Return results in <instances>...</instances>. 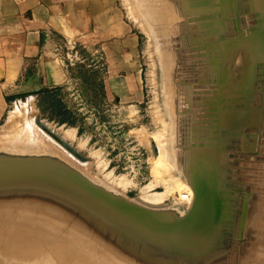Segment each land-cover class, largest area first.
Segmentation results:
<instances>
[{"label": "rangeland", "instance_id": "obj_1", "mask_svg": "<svg viewBox=\"0 0 264 264\" xmlns=\"http://www.w3.org/2000/svg\"><path fill=\"white\" fill-rule=\"evenodd\" d=\"M252 1L242 0L239 4L231 0L233 15L228 10L229 1L223 3L217 18L237 34L239 44L244 49L250 46L253 70L263 63L255 51L259 37H252L250 33L253 32L247 34L240 25L244 15L257 14L261 21L259 23L264 27V11L248 14L264 9V3ZM176 3L174 6L169 0H115L118 22L128 29L130 38L118 44V53L112 51L108 55L107 50L99 44L88 47L69 36L67 39L77 42L83 63L68 69L69 82L53 92L54 96L47 98V91L36 93L32 89L31 94L6 97L4 93L11 88L2 91L5 110L0 119V221H5L9 226L28 222L38 224L43 227V233L55 237L50 242L66 245L65 250L58 249L54 264H130L124 256L111 250L106 239L101 240L97 236L100 226L130 233L140 232L138 234L144 237L157 236L154 231L159 230L160 233L163 229L172 234L178 226L182 227V231L193 226L194 218L202 220L203 203L210 205L209 210L213 212L214 205L219 202L221 191L218 186H213L216 191L211 192L213 197L211 194L205 197L199 195L197 185L208 187L205 183L207 179L193 175L188 158L187 163L175 161L178 156L174 153L180 150L213 145L210 138L218 135L216 129L222 126H217L210 115L203 114L204 109L210 111L213 106L205 105L204 109L193 113L196 105H192L190 89L176 81L174 65L178 64L177 47L171 44L175 37L170 34L169 38V33L177 29V24H186L187 28L189 25L184 7L186 2ZM173 8L177 9L176 12ZM178 13L183 18L179 19L181 16ZM260 33L264 35V30ZM171 45L175 51H172ZM172 52H176L174 60ZM261 71V84H257L258 80L253 84L256 86L254 89L245 90V97L251 95L254 98L256 95L259 107L256 117L259 121L264 99V69ZM206 99L212 100L211 97ZM244 104L251 110V100H244ZM236 115L242 116L241 111ZM40 124L57 134L80 158L55 142ZM255 125L260 129L258 124ZM236 126L238 124L235 125V129H238ZM235 150L238 148L223 151V160H220V165L224 163L223 169L228 170L229 155ZM202 163L204 165L201 164V167H205V158ZM21 173L31 176L21 175L10 180L12 175ZM51 174L54 175L52 179L48 177V181L61 187H65V179L68 178L111 200L116 198L110 204L105 202L103 207L117 223L91 202L80 200L68 190L44 182L45 177ZM24 177L27 178L21 180ZM161 181H169L173 189L165 191L168 183ZM259 182H251L258 186H250V189L264 193L261 185L264 179ZM75 186L84 191L82 196L89 201L91 198H101L81 186ZM44 187L53 191L42 189ZM63 194L78 200L90 211ZM195 206L191 222L184 224ZM137 209L138 214L143 215L144 223L140 226L132 223L133 220L126 215H135ZM255 212L251 215L257 214ZM251 215L250 219L253 220L261 214ZM132 225L135 228L125 227ZM248 226L255 230H250ZM254 226L245 223L239 234L230 232L227 235L221 249L226 259L223 264H254L250 261L253 244L262 240L260 229ZM173 234L171 239L175 240ZM177 236L185 237L180 233ZM21 240V243H27ZM198 243L197 239L192 238L180 245L187 246L186 250L190 246L192 250ZM40 248L45 254L43 258L51 259L49 249ZM3 258L0 254V261Z\"/></svg>", "mask_w": 264, "mask_h": 264}, {"label": "bare ground", "instance_id": "obj_2", "mask_svg": "<svg viewBox=\"0 0 264 264\" xmlns=\"http://www.w3.org/2000/svg\"><path fill=\"white\" fill-rule=\"evenodd\" d=\"M214 1L215 3L210 0H180V3L186 2L184 7L187 9L185 13H187L186 16L188 17L187 20L189 25L187 28L186 24L184 26L177 24L179 27L181 26V28L176 25L177 29L169 33V38L170 34L175 37V40H173L171 44H175L177 47L176 52L178 57L176 59H178V61H176L178 64L176 66L174 65V71L177 73V76L176 73L174 75L176 81L180 84H185L186 87L190 89L192 105H196V109L193 113L198 112L201 108L204 109L205 105L213 106L214 108L212 107L213 109L210 111L204 109L203 114L210 115L213 117L212 121L216 122L217 126H222L216 129L218 133H215L218 135L210 138L214 146L209 145L206 148L203 147L198 149H192L190 147L174 154L176 157L178 156V159L175 160L178 163L181 162L182 164L183 161L187 163L186 158L189 159V165L191 166L190 171L194 176L198 174L199 179L203 176L205 180L207 179L205 183L208 184V187H206L207 185L199 184L201 188L197 185V187H199L197 189L200 196L205 197L210 195L212 191L216 193L213 186L214 188L218 186L221 195L217 204H220V201H222L221 198L225 200L228 198L234 201L235 204H231V206L223 205L232 209V211L234 210L233 214H228L230 217H234V221L227 222L233 226H228V228L225 229L213 227L212 222L218 219L219 213L215 212V210L211 212L209 210L211 208L210 205H205L206 203H203L202 213L204 216L200 223L187 228L183 226L185 228L184 231L181 230L182 227L178 226L177 229L175 228L173 231L176 236V238L174 236L175 240L171 239L173 232L170 234L164 229L161 230L160 233L159 230L154 231L157 233V236L144 237L138 234L140 232L130 233L127 230L124 232L122 229L117 230L114 227H112L111 230L110 226H100L97 236L101 240L106 239L111 250L118 255L124 256L130 264H223L226 260L221 250L223 249L224 240L230 232L239 234L245 226V223H251L252 226L254 224L255 228H259L262 234L260 238L264 240V193L256 192L254 188L250 189V186H258V184H252L251 182L260 183L259 181L264 179V99L262 107L260 103V107L263 111L259 121V118L257 120L256 117L257 110L259 109V107L257 108L258 100L256 95L254 98L250 97L251 95L245 97L246 89H254L256 86H253V84L258 80L257 84H261L260 75L262 72L261 70L264 69V35L260 32L264 30V27L262 23L252 24V22L260 21V19L257 17L252 18L251 13L264 11V9L249 12L248 14L251 15H244L243 18L240 19L241 24L239 23L242 26V30L246 33L253 32L250 33L252 37H259L255 51L260 55L263 63L257 65V69L253 68L252 70V60L254 61V59H252L251 56L252 50L250 46L248 45L249 48L244 49V47L239 44L237 34L235 35V33L231 32L228 27L223 24V21L217 18L221 5L228 1L232 4L231 8H229L230 6H228V8L233 15L235 13L233 3L231 0ZM255 1L256 0L252 1V3ZM257 2L264 3V0H258ZM175 10L177 9H174V11ZM212 13L216 14V16H214L215 18L212 17L210 21L198 19ZM175 15L177 17V14ZM179 15L181 16V14ZM181 18L183 17L181 16L179 19ZM191 20L195 21L190 22ZM176 21H178V19ZM180 21L181 20H179V22ZM213 21L219 26L206 25L208 22L214 23ZM202 25H205L206 28H196ZM214 28H217L218 33L213 31ZM218 29L221 31L220 33ZM204 30L210 31L208 35L200 36L197 34L198 32L202 33ZM169 38L167 40L171 41L172 37L171 39ZM204 40L206 42H204ZM172 45L171 49L175 51ZM196 46L208 47L207 52H200L199 55L195 52L192 54L191 52H186V50ZM215 51L217 53L214 54ZM176 52H172L173 60L175 59L174 54L176 55ZM185 54H188V56L191 55V58H182ZM187 67H190V69L188 70ZM205 97H211L212 100H207ZM246 99L247 101L251 100V110L245 106V104L243 105V101L245 100L246 102ZM203 100H205V102ZM240 111L242 116H237L236 114ZM237 124L238 126L236 127L238 129H235V125ZM255 124H258L260 129H257ZM245 131H247V133ZM250 131L251 133H248ZM252 134H255V136H252ZM247 136L252 139H248ZM231 148H238V150L230 153L228 170L225 168L223 169L224 163L220 165L222 162L220 160H223V151H227ZM204 158L206 160V166L201 167ZM249 178H260V180L254 181ZM161 182L163 183V181ZM166 182L168 184L165 185V191L169 188L173 189V184L169 181ZM166 182L164 183L166 184ZM261 185L264 187V182H261ZM203 187H205L206 190ZM189 192L190 191H188V193ZM231 193L235 196H232ZM210 196L213 197L212 194ZM215 208L216 204L213 209ZM138 211L137 209L135 212L136 214L133 216L129 214L126 215L128 218L130 217L129 219L133 220L132 223L141 225L144 223L142 221L143 215L142 213L139 215ZM254 211H256L255 213L257 214L260 212L261 215L258 219L257 214L251 215ZM222 214L224 213L222 212ZM250 215L253 217L257 216L255 218L256 220L254 218L251 220L252 218ZM187 218L185 220H187ZM193 221L194 224H196L199 220L194 218ZM125 227L128 229L135 228L133 225ZM250 228L253 229L252 227ZM41 229H43L42 226L30 222L24 225L9 226L5 221H0V254L4 257L3 260L0 261V264H54V257L58 249L60 248L63 251L66 249V245L53 244L50 241L55 240V237L51 234L43 233ZM223 232H225L226 237L221 236ZM179 233L184 234L185 237H178L177 234ZM229 236L231 237V235ZM155 237H159V239ZM15 238L18 240L16 241ZM192 238L197 239L200 243L193 249L191 248L192 250L189 249L190 246L188 247L189 250H186L187 246L183 245L182 247V245H180L183 241L191 240ZM19 239L27 243L23 244ZM262 240L256 241V243L254 242L253 244L250 261L254 264H264V241ZM41 241L46 242L40 243ZM224 246L226 245L224 244ZM40 247L49 249L48 252L50 253L48 254L51 255V259L47 260L43 258L42 255L45 254L42 253L43 250ZM18 256L19 260L17 259L18 261H16Z\"/></svg>", "mask_w": 264, "mask_h": 264}, {"label": "crops", "instance_id": "obj_3", "mask_svg": "<svg viewBox=\"0 0 264 264\" xmlns=\"http://www.w3.org/2000/svg\"><path fill=\"white\" fill-rule=\"evenodd\" d=\"M114 2L0 0V119L5 110L3 89L11 88L6 97L31 94L34 89L47 91L49 98L69 82L71 67L57 57L69 36L88 47L99 44L108 55L118 53V44L130 38L128 29L118 22ZM169 2L180 4V0Z\"/></svg>", "mask_w": 264, "mask_h": 264}, {"label": "water", "instance_id": "obj_4", "mask_svg": "<svg viewBox=\"0 0 264 264\" xmlns=\"http://www.w3.org/2000/svg\"><path fill=\"white\" fill-rule=\"evenodd\" d=\"M203 1V0H202ZM211 2H213V3H215V1L214 0H210ZM206 3V2H205ZM228 6H230L229 8H231V6H232V4H228ZM229 10V12H230V9H228ZM231 14H232V12H230ZM217 15H219V14H217ZM214 16H216V14H208V15H205V16H202L201 18H198L199 20L201 19V20H204V21H206V20H209L210 21V19L213 17V18H215ZM251 17L252 18H254V17H257V15H251ZM214 22V21H213ZM259 22H261V21H257V22H252V24H254V23H259ZM211 22H208V24H206V25H208V26H211V25H216V26H219V25H217V23L216 22H214V23H211ZM197 29H203V28H206V26L205 25H202V26H197L196 27ZM210 28V27H209ZM219 30V29H218ZM215 33H218L217 32V28H214V30H213ZM210 31H207V30H204L202 33L201 32H198L197 34L198 35H200V36H206V35H208V33H209ZM221 31L219 30V33H220ZM195 35V34H194ZM204 42H206L205 40H204ZM207 49H208V47H206V46H196V47H193V48H191V49H188V50H186V52L188 51V52H191V54L193 53V52H195V53H198L197 55H199V53L200 52H207ZM215 53H217L216 51L214 52V54ZM191 56V55H190ZM190 56H188V54H185L182 58H184V59H189V58H191ZM187 69L189 70L190 69V67H187ZM206 88H208V87H206ZM40 127L43 129V131L45 132V133H47L53 140H55V142H57L60 146H62L64 149H66V150H68L69 152H71L72 154H74L75 156H77V157H79L75 152H73V150L57 135V134H55V133H53V132H51L47 127H45V126H41V124H40ZM80 158V157H79ZM25 176V175H28V174H24V173H21V174H15V175H12L11 177H10V180H12L13 181V179L14 178H16V177H19L20 178V176ZM52 175H54V174H51V175H49V176H46L45 177V179H44V182H50V184H54V185H57L56 183H54L53 181H48V177L49 178H51V176ZM28 176H31V175H28ZM56 177H60V176H58V175H55ZM27 177H24V178H22L21 180H23V179H26ZM60 178H62V177H60ZM52 179V178H51ZM67 182V183H66ZM65 187H61V186H59V185H57V186H59L60 188H62V189H65V190H68V192H70V193H72V194H74L75 196H77L80 200H85L86 202H91L92 204H94L95 206H96V208H98V209H100V210H102V212H105V214H106V216H109L110 217V215L108 214V212H106V210H105V208L103 207L104 205H105V202L107 203V204H110V202H113L114 200H111L110 198H108V197H106L105 195H101L100 193H97V192H93V191H91V190H89L88 188H86V187H84V186H82L81 184H79V183H77V184H75V183H73V181L71 182V180H69L68 178L67 179H65ZM75 185H78V186H81V187H83V188H85V189H87V190H89V191H91L92 193H94V194H96V195H98V196H101V198H98V197H95V196H92V197H95V198H91V201H89L88 199H86L84 196H82V193L84 192V191H81V190H78L77 188H76V186ZM42 189H48V190H50V191H53V190H51V189H49L48 187H44V188H42ZM55 192V191H54ZM56 193V192H55ZM59 194V193H58ZM234 194H236V193H234ZM62 195V194H61ZM64 195V194H63ZM226 195V194H225ZM231 195H232V193H231ZM64 196H66L67 198H69V199H71V200H73V201H76V202H78V203H80L78 200H75V199H72V198H70L69 196H67V195H64ZM232 196H235V195H232ZM222 199V201H220V204H216V208L214 209L215 210V212H217V213H219V217H218V219H215L213 222H212V226L213 227H217V228H220V229H225V228H228V226H233V225H231V224H229V223H227V222H233L234 221V217H230L228 214H233L234 213V210L232 211V209H230V208H227V207H225V206H223V205H226V206H231V204L233 205V204H235L234 203V201H231L230 199H228V198H226V200L224 199V198H221ZM228 200H230V201H228ZM216 203V202H215ZM81 205H83L82 203H80ZM221 204H222V206H221ZM84 206V205H83ZM197 206V205H196ZM196 206L194 207V209L192 210V212L190 213V215L188 216V218H187V220L185 221V223L184 224H189L190 222H191V220H192V218H193V216H194V213H195V209H196ZM86 209H88L86 206H84ZM118 207V206H117ZM89 210V209H88ZM90 211V210H89ZM92 212V211H91ZM222 212L224 213V214H222ZM94 213V212H93ZM97 215V214H96ZM99 218H101L99 215H97ZM111 219H112V217H110ZM113 218H116V216H114ZM102 219V218H101ZM114 222H116L115 221V219H112ZM105 221V220H104ZM200 221L201 220H199V221H197L196 222V224H194V225H198L199 223H200ZM117 223V222H116ZM119 225V224H118ZM222 237H226V234H225V232H223L222 233V235H221Z\"/></svg>", "mask_w": 264, "mask_h": 264}, {"label": "built area", "instance_id": "obj_5", "mask_svg": "<svg viewBox=\"0 0 264 264\" xmlns=\"http://www.w3.org/2000/svg\"><path fill=\"white\" fill-rule=\"evenodd\" d=\"M58 60L68 67H74L83 63L77 42L75 40L65 39L63 46L58 53Z\"/></svg>", "mask_w": 264, "mask_h": 264}, {"label": "trees", "instance_id": "obj_6", "mask_svg": "<svg viewBox=\"0 0 264 264\" xmlns=\"http://www.w3.org/2000/svg\"><path fill=\"white\" fill-rule=\"evenodd\" d=\"M46 95H47V94H46ZM60 123L63 124V123H64L63 120H61Z\"/></svg>", "mask_w": 264, "mask_h": 264}]
</instances>
